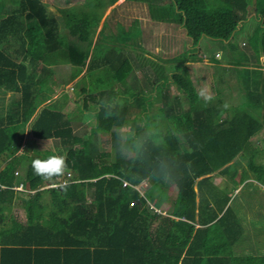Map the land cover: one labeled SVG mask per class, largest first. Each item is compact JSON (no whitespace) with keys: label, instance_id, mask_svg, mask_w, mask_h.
<instances>
[{"label":"trees","instance_id":"obj_1","mask_svg":"<svg viewBox=\"0 0 264 264\" xmlns=\"http://www.w3.org/2000/svg\"><path fill=\"white\" fill-rule=\"evenodd\" d=\"M117 1L69 8L61 30L43 0H0V88L22 96L20 116L13 109L0 116V158L13 153L17 132L41 102L63 88L55 65H70L80 97L67 111L46 105L31 125L35 136L62 145L67 171L58 182L66 179V188H51L31 164L18 169L10 160L0 168V264H264L261 241L238 251L251 226L232 199L248 183L264 186V135L252 140L264 130V0H125L127 13L119 16L115 5L98 31ZM141 4L190 40L179 37L172 55L155 56L127 43L140 32L126 16ZM253 13L260 21L245 59L226 58L235 66L214 77L218 104L205 103L190 62L210 56L222 64L211 50L234 45ZM204 37L213 44L200 45ZM155 84L158 99L143 92ZM86 110L93 123L77 127Z\"/></svg>","mask_w":264,"mask_h":264},{"label":"crops","instance_id":"obj_2","mask_svg":"<svg viewBox=\"0 0 264 264\" xmlns=\"http://www.w3.org/2000/svg\"><path fill=\"white\" fill-rule=\"evenodd\" d=\"M43 1L46 3L48 8L51 7V4L48 3L47 0H43ZM124 1L125 0H123L121 2L123 3ZM173 1L175 2V0H173ZM195 1H197V0H195ZM198 1L201 3V5L207 6V3L205 2V0H198ZM84 2H78V3L83 4ZM165 3L167 5H170V3H172V0H166ZM120 4L121 3H119V4L115 3L114 5L109 6L107 8V9H109V11L106 10L107 12H105L104 16L106 17V15L110 12L112 7H114L115 5H120ZM174 4L176 6V2ZM55 5H57L56 6L57 8L61 7L60 4H54V6ZM75 5H76V2H73L70 6L62 7V8H64V9L72 8ZM145 5L146 4H141V5L136 6L137 9L134 11L128 12V14H127L128 16H126V17H128L129 23L131 22V23H133V25L137 26L139 28V32H140L139 35H137L136 37H133L132 39H128L127 37H129V36H127L126 37L128 39L127 43L138 42L139 45H142L143 47H145L150 53H154L156 55H162V54H166V53L172 55V52H174L178 48V46L176 45L178 38L183 36V37L189 39V37L186 35L182 26H180L179 31H178L179 33H178L177 29H175L174 23L165 22V21L160 20V19H158V20L152 19L148 15ZM125 13H127V12L125 11ZM123 16H124V13H123ZM105 17H104V19H105ZM259 21H260V18L255 13L251 14V16L245 22L240 23L239 30L235 34L233 40H230L231 42H234V45H232L231 43H227L228 46H226L225 48L224 47H218L215 50V52L216 53L220 52V56L222 58L223 57H225V58H228V57L231 58L232 57L235 61L245 59L243 57L244 55L242 52L245 51V45L247 43V40L250 37V35L253 33V31H254L256 25L259 23ZM243 24H244V26L242 27ZM159 40L171 41L169 45H167V44L165 45L164 43H162V44H164V46H163L164 51L161 53L153 51L154 46L161 47L159 45L160 44ZM227 42H229V41H227ZM202 44L203 45H210V44L212 45L213 43L209 38L204 37L201 40L200 45H202ZM167 46H169L168 47V48H170L169 50L167 49ZM187 46L189 48H191L192 47L191 42L189 44H187ZM175 54L176 53H174V55ZM262 57H264V55H262ZM226 62H228L227 59H226ZM261 62L264 65V61H262V59H261ZM230 63L231 62H228L225 65H227V64L230 65ZM62 65H66V64L55 65L56 71H58V67H60ZM77 79H78V77L75 79H72L73 83H71V85L68 89L61 88V89L57 90V92L52 97L41 102V104L37 108L36 113L30 118V120L26 124H24V126L22 125L21 128L19 129V131L17 132L16 138H15V144H14V147L12 148L13 153L10 155V152L8 150L0 158V164H1L0 168H3L8 161L15 160V164L18 167V169H23V168L28 167L34 159H37V158L47 159L51 155H59L60 152L64 151L62 145L60 144L59 141L56 140V138H40V137L35 136L32 132L31 125H32V122L34 121V119L36 118V116L41 111V109L43 107H45L46 105L56 103V105L62 107L63 111H67V110H69L70 107L77 105L76 102H79L78 100L80 97L75 96L76 91H75V88H73V87H75L74 85H76ZM62 87H64V86L62 85ZM64 93H68V94L66 95ZM21 102H22V96H21L20 92H14L11 90H8L5 92L3 88H0V116L1 115L5 116L9 112L10 109H13V111H17L16 116L17 115L20 116V112H21L20 109L21 108L19 109V104ZM79 105L82 106L81 103H79ZM93 112H94V110H93ZM77 113L80 114L79 111ZM89 113H91V112L89 110H86L84 113V116L82 118L74 119V122L76 121V123H78L77 127L82 126L85 123L90 122L89 118H92V117H91V115H89ZM93 117H94V115H93ZM47 141L50 144L49 143L46 144ZM43 144H46V145H43ZM20 186L21 185H19V187H17V188H21Z\"/></svg>","mask_w":264,"mask_h":264},{"label":"rangeland","instance_id":"obj_3","mask_svg":"<svg viewBox=\"0 0 264 264\" xmlns=\"http://www.w3.org/2000/svg\"><path fill=\"white\" fill-rule=\"evenodd\" d=\"M47 1H48V3L51 4V7L49 8L51 15H54L57 17L59 27L62 30L64 27L63 18H64L66 13L70 12L71 8L70 9L66 8L67 10L65 13L60 9H63L62 7H68L73 2H76V5L73 7V9L74 10H80V9H82L83 6H82V3H78V2H84L86 0H69V1L68 0L67 1L66 0H47ZM121 1H123V0H118L117 2H115L117 4L121 3V5L118 8V15L119 16L123 15V13L125 14V10L127 9L124 6V4H122ZM54 4H60L61 7L57 8L56 7L57 5L54 6ZM107 10L109 11V9H107ZM132 11H134L133 8H132ZM104 17L105 16H103L101 21H100V24L97 28L98 31L101 29V27L104 23ZM105 31L110 32L109 27H105ZM162 41L163 40H159V43H160L159 45L161 47L154 46L153 51L159 52V53L164 51L163 50L164 44H162L163 43ZM181 42H184L183 44H185L186 38L184 41H181ZM218 43H219L218 44L219 46L214 47L213 48L214 50H216L218 47H222L221 43L220 42H218ZM176 45L179 46L177 43H176ZM203 49H205V48H202L201 50H203ZM207 49H209V51H210L209 47ZM213 52H215V51L211 50V53H213ZM201 53H203V52H201ZM151 54H152V56H155L154 53H151ZM221 59H223L222 60L223 63L222 64H216L210 59V56H207L204 58V60H199L197 62H190V64H189V67L192 69L194 75L198 76V78H199L200 87L201 86L207 87L210 90L211 94L213 95L214 99L210 102L217 103V104H218V99H217V96H216L214 89H213L214 77L216 74H218V72H220V71L224 72L223 68L235 66V65H232V63H230V65L229 64L225 65L226 63H228V62H226V58L223 57ZM70 71H71V68H70L69 64L62 65V66L58 67V71H57L59 74L58 80L64 86L63 89H68L70 87L71 83H73V80L70 77ZM137 74L141 77L143 76V73L140 70L137 71ZM154 87H156V88H153L151 90L146 86V87H144L143 92L148 96H153L154 98L158 99V97L160 96L159 88L156 86V84L154 85ZM231 89H232L231 91H235L236 87L234 85H232ZM228 96H229V94H228ZM231 98L236 99L235 96H233V95L231 96ZM156 106H157V103H154L152 105V108H155ZM91 117L92 118H89V119L92 122L94 120V117H93V115ZM98 134H99V139L101 138V136H105V134L103 132H99ZM124 135H125V129L122 130V134H121L123 139L125 137ZM263 135H264V130L261 131L258 135L254 136L252 140L254 141V143H259L261 141ZM48 143L49 142L47 141L46 144H48ZM46 144H43V145H46ZM99 146H100L101 150H109L111 148V143L100 142ZM216 178L220 181V183L224 182V178L222 176H216ZM238 178H239V176H238ZM79 184L81 185V190H82L83 195H85L86 181L81 180V182H79ZM147 184H148V182L145 181V182L139 184L138 187L141 190L142 189L144 190V188ZM251 184H253V183H250V184L248 183L243 190H241V187L239 189H237L236 194L232 198V199L236 198L234 200V204L236 206H238L237 209L239 210V214L241 215L243 222L246 225H248L249 228L251 226V231L249 233L250 234L249 237H251V238L245 239V242L238 247L239 252H244V251L246 252L248 250H252V249H250V244L255 245L256 241L257 242L261 241L260 244L264 245V241H263L264 240V238H263L264 237V228H263L264 226L260 225V226L255 227L253 225V223L257 222L256 220H259V223L262 224V221L264 219L262 217V214L258 213L259 209L262 212L264 211V205L260 206L258 204L259 201H261V199H264V186H261V185L259 186V184H257L258 187H256L257 189H255L252 187ZM254 190H256L258 192L254 191ZM257 237H259V239Z\"/></svg>","mask_w":264,"mask_h":264},{"label":"clouds","instance_id":"obj_4","mask_svg":"<svg viewBox=\"0 0 264 264\" xmlns=\"http://www.w3.org/2000/svg\"><path fill=\"white\" fill-rule=\"evenodd\" d=\"M261 59L262 61H264V57H262ZM196 95L205 103H208L214 99L210 90L204 86H201L196 90ZM225 107H227V105H225ZM31 167L34 171V174L42 178V180L48 182L51 188H66V184L58 182L59 178L63 176L67 171V164L63 156L51 155L47 159H34L31 162Z\"/></svg>","mask_w":264,"mask_h":264},{"label":"built area","instance_id":"obj_5","mask_svg":"<svg viewBox=\"0 0 264 264\" xmlns=\"http://www.w3.org/2000/svg\"><path fill=\"white\" fill-rule=\"evenodd\" d=\"M68 175H71L70 173H68ZM60 181H61V183H63V184H66L67 183V181H66V179H60ZM79 182H81V181H77V183H79ZM126 183V182H125ZM22 187V186H21Z\"/></svg>","mask_w":264,"mask_h":264}]
</instances>
